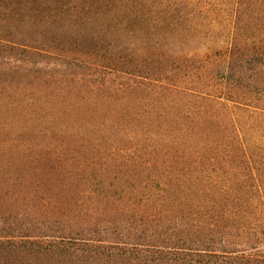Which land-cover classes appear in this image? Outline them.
Segmentation results:
<instances>
[{"label":"rangeland","instance_id":"374dc122","mask_svg":"<svg viewBox=\"0 0 264 264\" xmlns=\"http://www.w3.org/2000/svg\"><path fill=\"white\" fill-rule=\"evenodd\" d=\"M95 1L0 0V264H90L92 255L44 254L28 243L70 237L105 244L111 231L129 236L144 203L122 200L126 186L118 181L139 171L130 153L147 144L138 120L160 113L171 126L179 107L194 101L159 93L151 80L158 62H145V55L160 50L156 35L139 19L112 17L111 0L101 10ZM201 1L220 7L221 18L232 13L233 0ZM167 44L183 55L203 44L219 48L200 36L192 44L174 36ZM226 105L227 112L241 111ZM203 162L192 178L193 249L216 251L225 241L238 260L220 262L197 250L192 264H199L198 255L204 264H258L264 140L215 145ZM215 195L220 204L213 205Z\"/></svg>","mask_w":264,"mask_h":264},{"label":"trees","instance_id":"16d2710c","mask_svg":"<svg viewBox=\"0 0 264 264\" xmlns=\"http://www.w3.org/2000/svg\"><path fill=\"white\" fill-rule=\"evenodd\" d=\"M107 1L96 0L97 9L106 7ZM207 3L111 0L107 13L112 11V17H123L126 22L139 19L141 28L156 35L160 50L148 52L145 62L153 58L158 62V72L151 80L159 84V93L194 101L179 107L181 112L173 117L171 126L163 123L165 116L160 113H146L138 120L145 143L155 139L158 146L131 148L139 171L130 176L129 182L118 181L126 186L121 198L131 203L139 197L144 203L140 223L127 232L129 236L120 238L111 231L112 238L105 244L93 239L72 242L70 237H62L57 242L37 237L36 243H28L33 251L55 256L92 255L90 264H192L191 252L197 250L210 252L220 262L226 257L238 260L229 256L235 252L225 250V241L216 251L204 246L193 249L188 223L190 197L192 178L213 146L264 140V0H233L228 4L232 13L224 18L220 17V7ZM123 28L129 29L127 25ZM174 36L191 44L197 36L214 39L219 48L203 44L204 50L183 55L167 46V40ZM226 104L241 111L227 112ZM121 198L116 200L122 202ZM234 198L237 200V196ZM217 199L220 196L215 195L213 205L220 204ZM196 207L204 208L201 204ZM225 221H218L223 229ZM204 257L198 255L199 264H204ZM256 262L264 264L261 257Z\"/></svg>","mask_w":264,"mask_h":264}]
</instances>
